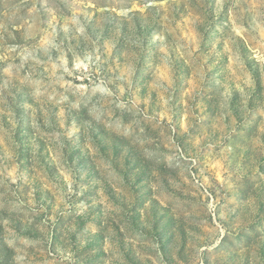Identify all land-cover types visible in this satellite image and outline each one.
<instances>
[{
	"label": "rangeland",
	"instance_id": "1",
	"mask_svg": "<svg viewBox=\"0 0 264 264\" xmlns=\"http://www.w3.org/2000/svg\"><path fill=\"white\" fill-rule=\"evenodd\" d=\"M0 264H264V0H0Z\"/></svg>",
	"mask_w": 264,
	"mask_h": 264
}]
</instances>
